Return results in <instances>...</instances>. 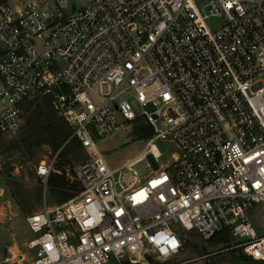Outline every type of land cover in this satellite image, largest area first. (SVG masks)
Here are the masks:
<instances>
[{"label":"built area","instance_id":"1","mask_svg":"<svg viewBox=\"0 0 264 264\" xmlns=\"http://www.w3.org/2000/svg\"><path fill=\"white\" fill-rule=\"evenodd\" d=\"M41 97L83 157L77 190L24 216L33 264L169 257L191 230L264 261L246 215L259 203L264 223V0H0V136ZM134 120L144 149L110 166L94 138Z\"/></svg>","mask_w":264,"mask_h":264},{"label":"rangeland","instance_id":"2","mask_svg":"<svg viewBox=\"0 0 264 264\" xmlns=\"http://www.w3.org/2000/svg\"><path fill=\"white\" fill-rule=\"evenodd\" d=\"M25 114L26 111L22 118ZM134 122L140 123L139 120L124 122L116 130L94 138L97 148L110 166L133 159L144 149L145 139L136 137L131 130ZM26 129L23 119L15 134L0 136V252L6 257L5 261H8L0 264H15V254L25 252L24 242L34 236L24 219L25 214L39 209L43 201L48 205L58 203V199L48 191L46 179L44 183L34 170L35 162L41 158L52 157L56 151L50 150L45 143L33 144L30 150L26 151L20 140L27 132ZM155 145L161 150L163 161L167 160L169 153L175 149L171 143L161 140H156ZM65 157L67 162L63 158L60 161L65 168L64 174L69 177L71 165L83 157V152L69 151ZM132 168L139 175L149 169L144 158L133 162ZM70 179L75 180L73 177ZM6 183L14 189L19 201L10 195ZM246 215L260 233L264 229L260 218V204H254L246 211ZM183 237L181 248L172 256L160 258L148 252L132 261L126 257L118 260L110 256L103 264H264V261L249 258L238 246L225 247L226 243L234 242L235 237L228 238L224 246L214 239H202L193 230L184 233ZM26 251L27 257L30 258L31 251ZM19 264H30V259Z\"/></svg>","mask_w":264,"mask_h":264},{"label":"trees","instance_id":"3","mask_svg":"<svg viewBox=\"0 0 264 264\" xmlns=\"http://www.w3.org/2000/svg\"><path fill=\"white\" fill-rule=\"evenodd\" d=\"M25 111L26 114L23 119L24 125L27 126V132L20 137V140L24 144L26 151H29L33 144L41 143H45L50 150L56 151L54 153L53 169L46 176V185L50 194L55 196L58 202H62L77 190V183L64 174L65 168L62 166L60 159L63 158L67 162L65 154L69 151H81V148L75 139L68 138L70 134L69 125L50 108L46 98L26 100L24 102L23 115ZM131 130L138 138H145L151 134V127L141 122H134ZM14 143L18 144V142ZM8 190L10 195L14 196L16 201H19L17 194L10 185H8ZM183 238L181 236L182 243L184 242ZM213 239L224 246V242L228 240V237L224 235V232H220L214 233L207 240Z\"/></svg>","mask_w":264,"mask_h":264},{"label":"crops","instance_id":"4","mask_svg":"<svg viewBox=\"0 0 264 264\" xmlns=\"http://www.w3.org/2000/svg\"><path fill=\"white\" fill-rule=\"evenodd\" d=\"M30 239V238H29ZM28 239V240H29ZM28 240H26L24 243H25V247H26V249H28V250H30L31 252H30V258H28L27 257V255H28V253H27V251H26V249H25V252H23V253H17V254H15L16 255V257H15V261H14V263L15 264H19V263H21L23 260H27V259H30V264H33L32 263V258H33V249L32 248H30V247H28V245H27V241ZM0 262H3V263H5V262H8V261H5L6 260V257H4V255H2V253L0 252ZM12 257V256H11Z\"/></svg>","mask_w":264,"mask_h":264}]
</instances>
